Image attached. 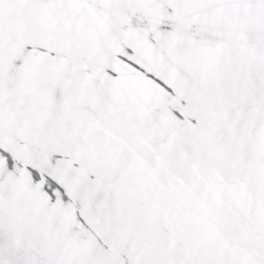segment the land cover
<instances>
[{
    "label": "snow or ice",
    "instance_id": "obj_1",
    "mask_svg": "<svg viewBox=\"0 0 264 264\" xmlns=\"http://www.w3.org/2000/svg\"><path fill=\"white\" fill-rule=\"evenodd\" d=\"M0 264H264V0H0Z\"/></svg>",
    "mask_w": 264,
    "mask_h": 264
}]
</instances>
